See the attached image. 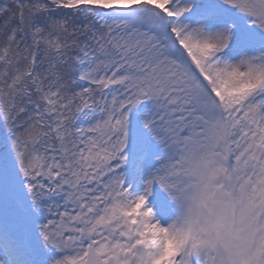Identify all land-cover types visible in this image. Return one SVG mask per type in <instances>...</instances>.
Masks as SVG:
<instances>
[{
    "label": "snow or ice",
    "instance_id": "obj_1",
    "mask_svg": "<svg viewBox=\"0 0 264 264\" xmlns=\"http://www.w3.org/2000/svg\"><path fill=\"white\" fill-rule=\"evenodd\" d=\"M0 264H264V0H0Z\"/></svg>",
    "mask_w": 264,
    "mask_h": 264
}]
</instances>
